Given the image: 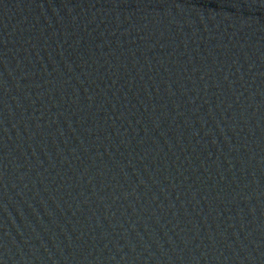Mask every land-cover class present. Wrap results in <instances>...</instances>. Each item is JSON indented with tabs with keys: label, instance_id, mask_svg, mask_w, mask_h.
Listing matches in <instances>:
<instances>
[{
	"label": "water",
	"instance_id": "water-1",
	"mask_svg": "<svg viewBox=\"0 0 264 264\" xmlns=\"http://www.w3.org/2000/svg\"><path fill=\"white\" fill-rule=\"evenodd\" d=\"M0 264H264V0H0Z\"/></svg>",
	"mask_w": 264,
	"mask_h": 264
}]
</instances>
